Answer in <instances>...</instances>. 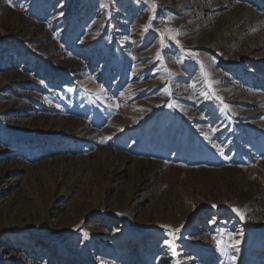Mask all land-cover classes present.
<instances>
[{
	"label": "rangeland",
	"instance_id": "rangeland-1",
	"mask_svg": "<svg viewBox=\"0 0 264 264\" xmlns=\"http://www.w3.org/2000/svg\"><path fill=\"white\" fill-rule=\"evenodd\" d=\"M0 264H264V0H0Z\"/></svg>",
	"mask_w": 264,
	"mask_h": 264
},
{
	"label": "snow or ice",
	"instance_id": "snow-or-ice-1",
	"mask_svg": "<svg viewBox=\"0 0 264 264\" xmlns=\"http://www.w3.org/2000/svg\"><path fill=\"white\" fill-rule=\"evenodd\" d=\"M9 2H11V0H9ZM162 44H163V41H162ZM158 56H159V53H158ZM225 107H227V106H225ZM103 142V141H102ZM234 211H237L238 213H239V210L238 209H234ZM240 215H241V218H243V214L242 213H240ZM167 243V242H166ZM219 243V242H218Z\"/></svg>",
	"mask_w": 264,
	"mask_h": 264
}]
</instances>
